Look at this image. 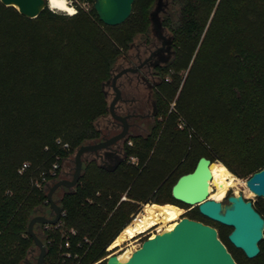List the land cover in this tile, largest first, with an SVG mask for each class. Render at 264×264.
Returning <instances> with one entry per match:
<instances>
[{
    "label": "trees",
    "instance_id": "16d2710c",
    "mask_svg": "<svg viewBox=\"0 0 264 264\" xmlns=\"http://www.w3.org/2000/svg\"><path fill=\"white\" fill-rule=\"evenodd\" d=\"M81 2L90 8L75 3L70 15L46 7L32 19L0 2V264H22L36 248L28 223L53 216L49 185L80 146L101 138L113 74L158 39L151 23L157 0H134L117 26L98 19L94 0ZM159 18L172 47L157 68L153 133L131 135L111 170L82 162L72 192L56 200L66 226L77 230L79 264L105 257L140 204L176 203L171 186L200 156L239 177L264 168V0H163ZM253 206L264 218V200ZM190 217L215 227L237 264H264V239L248 259L228 241L230 228L196 207ZM34 230L45 244L41 225ZM60 240L55 234L54 246L45 244V258Z\"/></svg>",
    "mask_w": 264,
    "mask_h": 264
},
{
    "label": "water",
    "instance_id": "95a60500",
    "mask_svg": "<svg viewBox=\"0 0 264 264\" xmlns=\"http://www.w3.org/2000/svg\"><path fill=\"white\" fill-rule=\"evenodd\" d=\"M5 6L14 7L27 18H36L46 7L47 0H0ZM134 0H94L93 8L98 19L107 26H117L124 23L132 12ZM163 9V0H157L156 7L151 13V23L154 35L160 39L161 47L152 56L165 49L167 62L171 54L172 40L167 37L161 27L159 13ZM137 69L127 68L114 73L111 81L115 97L109 103L112 117L122 122V131L109 140L96 144L80 146L74 154V172L71 180L62 179L50 188L47 199L54 214L53 218L37 215L31 218L27 226L28 235L34 246L39 249L36 264H43L46 247L36 234V224H55L59 219L62 208L53 199L52 194L60 186L73 187L79 179L82 169L83 155L116 144L126 136L127 118L115 113V104L120 97L116 85L117 79L126 72ZM123 157L117 158L116 164ZM211 160L200 156L192 171L180 175L170 188L173 201L185 206H195L200 215L230 228L227 239L230 244L243 252L248 259L257 257L260 253L259 243L264 239V218L256 211L253 202L241 194H228L224 201H217L209 196V183L212 178L209 166ZM115 164V165H116ZM246 188L256 197L264 199V168L252 173L245 180ZM178 206V205H177ZM139 212V211H138ZM132 215L135 218L137 215ZM132 220V219H131ZM102 264H237L226 245L221 241L215 227L202 221L181 215L171 230H162L153 236L143 238L139 246L125 260L119 255L108 256Z\"/></svg>",
    "mask_w": 264,
    "mask_h": 264
},
{
    "label": "flooded vegetation",
    "instance_id": "af4514ba",
    "mask_svg": "<svg viewBox=\"0 0 264 264\" xmlns=\"http://www.w3.org/2000/svg\"><path fill=\"white\" fill-rule=\"evenodd\" d=\"M156 43L149 47H143V52H148L147 56L142 59H140V57H136L138 63L134 64V66L132 65L133 58H131V56L127 61H124L123 65H121L120 68H118L115 72L117 73L118 71L127 68L137 69L135 72H126L116 81V85L120 90V97L115 104V113L119 116L127 118L126 120L128 123V129L126 136L119 140L116 144L108 146L107 148L100 149L96 152L85 153L83 155V162L94 161L99 166L111 170L116 167V165H118L116 164L117 158H124L125 143L131 135L143 134L141 131L145 132L144 135H150L153 133V130L159 120V117L157 116L159 104L156 87L160 82V76L157 74V68L162 63H165L163 60L167 56L165 49L152 56V53L161 47V45L156 46ZM143 52L142 50H139L137 55ZM109 85L111 88L112 100L115 97V93L112 89L111 83H109ZM105 124L106 128L103 129L101 138L95 142L88 143L89 145L109 140L113 136L119 134L123 129L122 122L114 119L111 114L105 118ZM128 144L131 145L132 142L129 141ZM72 175L70 179L66 180H71ZM62 179L65 178H60L57 181ZM76 184L73 187L60 186L57 189H60L62 194L66 192L69 193L72 192ZM165 195L167 196L166 193ZM259 199L262 198L257 197V201ZM177 205L182 208L185 206L180 203H177ZM193 210L194 209L185 212V215L191 218L190 214L193 212ZM146 237L147 236L144 238ZM32 254L37 255L35 258V261H37L39 249L33 248L30 251L28 257L32 256ZM27 264L33 263L27 261Z\"/></svg>",
    "mask_w": 264,
    "mask_h": 264
},
{
    "label": "bare ground",
    "instance_id": "6f19581e",
    "mask_svg": "<svg viewBox=\"0 0 264 264\" xmlns=\"http://www.w3.org/2000/svg\"><path fill=\"white\" fill-rule=\"evenodd\" d=\"M47 4L48 8L54 11H64L70 15L75 13V8L72 7L67 0H47ZM211 175L209 194L210 191L213 193L215 188V197L217 201H220V199L225 196L228 187L236 186L241 183V181L234 177L223 165L212 164ZM242 183L245 186V182ZM141 206L142 208L135 218H132L129 224L109 245V250H114V248L116 249L125 242L134 240L140 235L149 234L153 236L155 233L162 230H171L183 213L182 208L171 203L162 205L158 203H144ZM137 243H133L132 248L126 249L125 252L119 255V258L125 260L129 254L139 246Z\"/></svg>",
    "mask_w": 264,
    "mask_h": 264
},
{
    "label": "rangeland",
    "instance_id": "374dc122",
    "mask_svg": "<svg viewBox=\"0 0 264 264\" xmlns=\"http://www.w3.org/2000/svg\"><path fill=\"white\" fill-rule=\"evenodd\" d=\"M67 2L72 6V7H74V4L75 3H80L84 8H86V9H88V8H90V5L89 4H87V3H85V2H81V0H67ZM57 12H63V13H66V12H64V11H57ZM67 14V13H66ZM168 37V36H167ZM156 46H160L161 45V40L160 39H157L156 40ZM142 52H143V50H142ZM147 51H145V52H143V53H141V54H139V55H137L138 53H137V51L135 50L133 53H132V57L131 58H133V66H134V64H136V63H138V60L136 59V57H140V59H142V58H144L145 56H147ZM170 55L171 54H169L168 56L170 57ZM121 66V65H120ZM120 66H119V68H120ZM174 106V104L173 103H171L170 104V108L171 107H173ZM103 125V124H102ZM141 133H145L144 131H141ZM132 160H134L133 158H132ZM213 164H216V165H223L222 163H220L219 161H215V162H212ZM74 166H75V163H74V156L72 157V159H70V161H66L65 163H64V165H63V169H62V173H60V176H59V179L60 178H65V179H70L71 178V175H72V173H73V170H74ZM210 169H211V171H212V164L210 165ZM64 171V172H63ZM231 172V171H230ZM231 174L234 176V177H236L239 181H241V183L240 184H238V185H236V186H230V187H228V189H227V191H226V193H225V196L222 198V199H220V201H224L225 200V198H226V196L228 195V194H235V195H237V194H241L244 198H246V199H249V200H251L253 203H255V202H257V197L253 194V193H251L247 188H246V186H244L243 185V183L242 182H245V180L248 178L247 176L246 177H239V176H237V175H235V174H233L232 172H231ZM52 185L53 184H50L49 185V188L47 189V194H48V192H49V190H50V188L52 187ZM216 191V189L214 188V192L213 193H211V191H210V194H209V196H208V198H212V199H215V200H217L216 199V197H215V192ZM62 196V191L60 190V189H56V191H54V193L52 194V199L56 202V200H59L60 199V197ZM122 199H123V197H122ZM126 200H128L127 198H125ZM151 203V202H150ZM153 203V202H152ZM154 203H157V202H154ZM170 203V202H169ZM142 204H144V203H142ZM142 204H140L139 206V210L142 208ZM158 204H160V205H162V203H158ZM164 204H167V203H164ZM175 205V204H174ZM178 207H180V206H178ZM180 208H182V207H180ZM195 208V206L194 207H183L182 209H183V213L182 214H184L185 215V210H192V209H194ZM138 210V211H139ZM47 211H48V209H47ZM137 211V212H138ZM45 215L46 214H49L48 212L47 213H44ZM42 215V214H41ZM44 215V216H45ZM146 235H148L149 237L151 236V235H149V234H146ZM145 237V235H140V236H138L137 238H135L134 240H131V241H127V242H125L122 246H120V247H117L116 248V250H115V254H117V255H121L123 252H125L126 251V249H131L132 248V244L133 243H137L138 245L140 244V242L142 241V239ZM137 245V246H138ZM121 248V249H120ZM115 249V248H114ZM132 251V250H131ZM36 254H32V256H30V257H28V258H26L25 260H24V262L22 263V264H27V261L28 262H30V263H33V264H35L36 263V261H35V258H36ZM97 264V263H96ZM98 264H102V263H98Z\"/></svg>",
    "mask_w": 264,
    "mask_h": 264
},
{
    "label": "built area",
    "instance_id": "2783aa9c",
    "mask_svg": "<svg viewBox=\"0 0 264 264\" xmlns=\"http://www.w3.org/2000/svg\"><path fill=\"white\" fill-rule=\"evenodd\" d=\"M181 126V125H180ZM67 146V145H64ZM27 166V164H23L21 171ZM59 169V164L55 163L50 170V173L52 176H57V171ZM38 187H41V184L37 185ZM125 199V197H123ZM193 207V206H188ZM188 210H185L187 212ZM184 215V214H181ZM54 216L50 217L53 218ZM65 217V211L62 209L59 215V219L55 224H41V231L45 233L46 235V242L45 244L47 246H54V235L58 234L61 237L60 243L57 246L58 249L55 254H50L48 258H45L43 264H79L77 260L79 259V253L74 251L72 249V238L76 236L77 230L74 227L68 228L64 221ZM148 236V235H145ZM84 243L90 244V241L88 239H84ZM44 244V245H45ZM76 248H80L83 246V243L81 241H77ZM45 245V247H46ZM116 249L109 250V246L106 248L107 255L103 257L101 260H99L98 263H101L104 261L108 256L115 254ZM94 263V264H96Z\"/></svg>",
    "mask_w": 264,
    "mask_h": 264
},
{
    "label": "crops",
    "instance_id": "0c3cea01",
    "mask_svg": "<svg viewBox=\"0 0 264 264\" xmlns=\"http://www.w3.org/2000/svg\"><path fill=\"white\" fill-rule=\"evenodd\" d=\"M52 212V211H51ZM53 216H54V214H53ZM50 217H52V216H50ZM50 217H48V218H50Z\"/></svg>",
    "mask_w": 264,
    "mask_h": 264
}]
</instances>
